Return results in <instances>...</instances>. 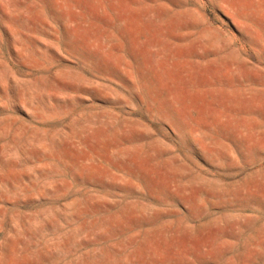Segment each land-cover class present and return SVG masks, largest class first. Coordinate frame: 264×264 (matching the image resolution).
<instances>
[{
  "label": "rangeland",
  "instance_id": "rangeland-1",
  "mask_svg": "<svg viewBox=\"0 0 264 264\" xmlns=\"http://www.w3.org/2000/svg\"><path fill=\"white\" fill-rule=\"evenodd\" d=\"M0 264H264V0H0Z\"/></svg>",
  "mask_w": 264,
  "mask_h": 264
}]
</instances>
